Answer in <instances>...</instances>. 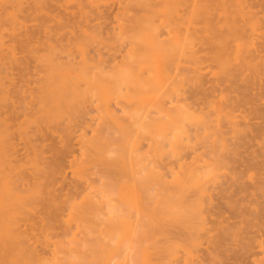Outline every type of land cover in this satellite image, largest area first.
<instances>
[{"label":"bare ground","instance_id":"6f19581e","mask_svg":"<svg viewBox=\"0 0 264 264\" xmlns=\"http://www.w3.org/2000/svg\"><path fill=\"white\" fill-rule=\"evenodd\" d=\"M230 258L264 264V0H0V264Z\"/></svg>","mask_w":264,"mask_h":264},{"label":"rangeland","instance_id":"374dc122","mask_svg":"<svg viewBox=\"0 0 264 264\" xmlns=\"http://www.w3.org/2000/svg\"><path fill=\"white\" fill-rule=\"evenodd\" d=\"M200 254H201L200 258H201V260H202L203 252H201ZM250 259H251V257H243L242 259H240V261H241L242 263H245V262L250 261ZM247 260H248V261H247ZM228 261H230L229 264H235V263H232V262H233V259H232V258L228 259ZM240 261H239V262H240Z\"/></svg>","mask_w":264,"mask_h":264}]
</instances>
